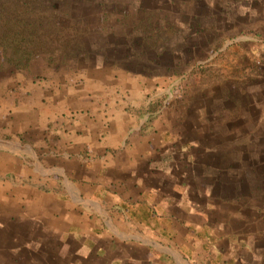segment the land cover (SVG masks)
<instances>
[{
  "label": "crops",
  "instance_id": "0c3cea01",
  "mask_svg": "<svg viewBox=\"0 0 264 264\" xmlns=\"http://www.w3.org/2000/svg\"><path fill=\"white\" fill-rule=\"evenodd\" d=\"M71 73L0 80V223L25 219L61 239L64 215L68 229L87 234L70 240L108 261L228 264L217 201L172 164L169 119L137 113L161 95L163 77L110 65ZM242 250L234 248L233 264L248 259Z\"/></svg>",
  "mask_w": 264,
  "mask_h": 264
},
{
  "label": "rangeland",
  "instance_id": "374dc122",
  "mask_svg": "<svg viewBox=\"0 0 264 264\" xmlns=\"http://www.w3.org/2000/svg\"><path fill=\"white\" fill-rule=\"evenodd\" d=\"M51 1L56 6L58 22L65 26L58 28V39L48 41L47 48L62 50L82 28L92 37V46L88 58L80 54L73 57L75 60L69 66L57 64L46 68L43 73L47 78L61 80L68 71L76 75L80 68L90 65H110L138 77L170 73L156 75L164 77L160 88L164 95L162 113L181 140L192 143V152L199 158L189 177L210 184L213 200L216 198L223 209L220 217L225 218L234 236L247 245L259 247L253 254L243 248L242 256L250 261L243 259V264L264 263V0ZM150 7L156 8L161 26L172 25V33L165 36L166 45L154 51L138 44L139 35L132 37L130 26L121 21L123 18L117 22L119 15L141 19L143 8ZM104 23L112 26L113 32L105 34ZM131 40L135 43L130 44ZM40 63L36 60L34 68L41 67ZM198 67L208 70L204 78L196 71ZM172 69L175 72L171 73ZM30 78L36 81L42 77ZM225 88L237 103L245 107L252 105L257 112L251 121L237 120L245 128L241 125L239 130L227 133L222 131L223 126L214 123L212 113V109L221 107L220 100L216 99ZM118 92L115 90L116 95ZM245 109L244 115L248 110ZM220 115L227 114L221 111ZM261 123L262 127L257 129ZM254 126L256 131L248 132ZM244 135L250 139L249 144L243 143ZM201 162L205 166L214 164L217 170L202 173L198 171ZM250 181L255 192L250 190ZM63 217L59 220L68 223L65 229L57 231L61 239L25 219L0 223V264H122L127 259L129 264L128 256L108 261L93 253L90 243L87 246L82 242L79 246L78 240H70L87 234L77 232L74 226L68 229L71 217ZM169 257L159 255L166 264L171 263ZM132 262L139 264L140 258L135 257Z\"/></svg>",
  "mask_w": 264,
  "mask_h": 264
},
{
  "label": "trees",
  "instance_id": "16d2710c",
  "mask_svg": "<svg viewBox=\"0 0 264 264\" xmlns=\"http://www.w3.org/2000/svg\"><path fill=\"white\" fill-rule=\"evenodd\" d=\"M49 8L51 9L49 10ZM48 10L49 13H47ZM135 10H138V5L135 7ZM55 12H57V9L54 1L52 2L51 0H0V80L3 78H9L11 75L16 74L17 72L24 77L30 78L32 75H37L42 78H47V76L43 73L46 68L53 67L57 64L69 66L70 62L75 60L73 57H77V55L80 54L84 58L89 57L88 54L90 52L89 48L92 46V37L90 34L87 36L88 34L84 28L81 29L78 36H76L74 39L72 38L70 44L69 41H67L68 45L63 46L62 50L57 51L56 48L53 47H48L49 49L47 48L48 41L58 39V34H60L58 28L62 25L65 26L63 23L58 22ZM143 12L144 17L141 19L134 20L128 17V15H119L117 22L123 18L121 21L125 20L126 24L124 25L127 26L128 24V26H130L128 28H131L132 37L139 35L138 44H140L143 49L154 51L165 44V36L169 37L170 33H172V25L161 26L159 23L160 17L158 16V12L155 7L143 8ZM74 22L72 24H74ZM104 24H106L103 26V32L105 34L113 32L111 28L112 26L107 23ZM121 30L122 28L118 31ZM126 38L128 39V37ZM129 43L133 44L135 42L131 40ZM38 59L41 62V67L35 69L34 64ZM114 64L115 63H113V65ZM118 68H122V66ZM197 70L200 74V78H204L206 76V72L208 71H205L206 69L201 67H198L196 71ZM173 72H175V70L172 69L171 73ZM159 74H162L161 76H165L166 74L168 75L170 73H150L152 76ZM163 100L164 95L150 98L144 107L138 109L139 112L137 113L139 117L144 113H147L148 115L146 119L150 120L151 117L162 113ZM216 100H220L221 107L216 108L215 110L212 109L214 119L216 120L214 123H216V125L219 123L221 126H223L224 130L222 131L225 133L236 131V129L239 130V127L242 125L241 121L237 123L239 118L244 120L243 123H246L247 121H251L254 116H257V112L251 107L252 105H247V107L249 106L248 108L241 106L240 103L235 101L233 96L228 94V90L226 88L224 92H222V95L219 97V99ZM245 108L248 110L244 115L242 111ZM221 111H225L227 115L221 116ZM213 125L214 124L212 123L211 126ZM262 125L263 123L258 124L257 129L261 128ZM170 127L173 133L172 137H175L173 139L174 142H172V146H170V151L172 153L169 154H171L170 157L173 160L172 164L178 168L177 173L183 175L189 182H194L197 186L204 185V187L207 189L208 197L213 200V193L209 186L210 184H202L200 181L196 182L194 179L189 177V171H193L195 169L194 165H197L196 162L197 159H199L195 156V152H192V143L189 141H182L180 136H178L173 130V127L171 125ZM255 127L256 126L253 128L249 127L250 130H248V132L251 130L256 131ZM243 128L245 127L243 126ZM244 136L247 139L243 137V143L249 144L250 139L247 137V135ZM213 167H215L214 164L206 163L205 166L204 162H201L198 167V171L201 170L202 173L205 171L210 173L209 170H212L213 173L215 170H217V167ZM249 184L251 192H255L254 184H252L251 181ZM220 207L221 205L217 202H212V212L216 214V217L213 218L214 225L215 223H219L221 231L223 230L227 233H230L229 236L226 237V246H228L229 254L227 262L228 264H233L232 254L235 247L237 248L241 246L248 252L254 251L255 248L257 249L259 247L247 245L243 240H240L238 236H234V233L232 230H230V226L226 223L225 218L221 219L220 217L222 214L220 211H223V209ZM216 219L218 220L217 222H215ZM33 226L37 227L36 224H33ZM37 228H41V226ZM221 241V246H223L224 241ZM231 249L232 256L229 253Z\"/></svg>",
  "mask_w": 264,
  "mask_h": 264
}]
</instances>
